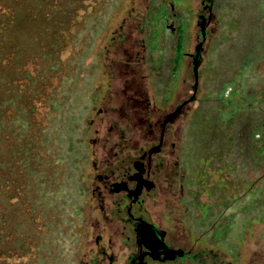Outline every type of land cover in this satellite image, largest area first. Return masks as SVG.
<instances>
[{
    "label": "rangeland",
    "instance_id": "rangeland-1",
    "mask_svg": "<svg viewBox=\"0 0 264 264\" xmlns=\"http://www.w3.org/2000/svg\"><path fill=\"white\" fill-rule=\"evenodd\" d=\"M3 1L12 10L8 45L42 66L46 60L37 55L50 51L60 10H68L64 2ZM51 1L59 8L47 7ZM102 1L100 13L85 18L78 34L85 39L82 51L69 63L41 129L42 161L29 181L34 222L22 204L17 210L6 206L8 228L19 222L23 248L29 247L8 264L32 256V264H108L109 258L125 264L133 252L131 225L117 219L111 201L99 205L93 192L98 173L118 172L121 165L131 170L140 150L153 146L142 137L141 114L122 112L125 86L115 71L121 52L139 62L135 82L144 95L143 117L166 122L165 144L152 158L155 186L142 195V217L164 232L179 256H188L162 264H264V160L251 153L264 118V98H251L258 89L264 93V0ZM157 5L158 58L145 43V18ZM182 28L183 55L170 81L172 48ZM231 81L241 83L251 104L226 124L221 103ZM216 229H222L218 237ZM139 236L147 243L150 234L141 230ZM157 248H150L152 255H165Z\"/></svg>",
    "mask_w": 264,
    "mask_h": 264
},
{
    "label": "trees",
    "instance_id": "trees-1",
    "mask_svg": "<svg viewBox=\"0 0 264 264\" xmlns=\"http://www.w3.org/2000/svg\"><path fill=\"white\" fill-rule=\"evenodd\" d=\"M52 1L46 6L58 9L59 5L53 4ZM54 1L64 2L68 10H60L63 20L60 28L49 38L51 40L47 48L50 51L37 55L41 62L46 60L45 64L42 63V66H39L36 57H22L16 47H12L13 44L8 45L9 38L6 35V29L12 26V10L3 0H0V264H8V259H18L23 253H29V247L23 248V239L20 238L19 233L20 223L9 228L7 226L6 206L11 205L14 210H17L22 204L26 217L34 222L31 205L35 204L36 196L33 184L29 187V181L33 175L38 173L37 165L42 161L38 147L42 137L41 129L47 126L48 117L56 101V91L61 79L68 74L69 63L74 62L82 51L85 39L84 35L79 37L78 34L83 30L81 28L86 16L93 13L98 15L105 4L102 0ZM99 4L100 7L95 9ZM160 5H157L156 9L149 12L145 18V24L149 26L145 43L146 46L150 45V52L155 50L156 58L162 50L157 46L156 41V31L160 29L156 25V18L162 13ZM118 39L119 42L123 36H119ZM183 47L182 28L178 30L172 48L169 63L170 81L174 79L180 66ZM64 50L66 54L63 56ZM121 54L122 59L117 60L115 71L125 86L122 95V112L126 115L130 112L134 114L138 112L143 117L141 109L144 104V95L135 82L138 69L134 67L139 62L134 61L133 58L128 59L129 56L126 53L121 52ZM75 67L76 64L73 68ZM228 83L231 85L229 92L221 103V111L226 124L248 109L251 98L257 100L264 98V93L262 95L258 89L249 100L246 95H243L240 82ZM255 130L258 138L252 144L251 153L254 159L263 161L264 118L260 119ZM6 151L9 152L8 156L5 155ZM18 174L24 179L18 180ZM28 191L32 192L27 194ZM217 230L213 234L215 237L222 233L220 232L222 229H219V232ZM33 260L32 256L22 264H32ZM10 264H19V262Z\"/></svg>",
    "mask_w": 264,
    "mask_h": 264
},
{
    "label": "flooded vegetation",
    "instance_id": "flooded-vegetation-1",
    "mask_svg": "<svg viewBox=\"0 0 264 264\" xmlns=\"http://www.w3.org/2000/svg\"><path fill=\"white\" fill-rule=\"evenodd\" d=\"M137 119L138 121L143 122L144 133L142 137L147 140L146 144L148 146H153L140 150L137 155L138 158L136 162L133 161L134 168L131 170H125L121 165L117 168L118 172L114 173L108 171L104 174L98 173L97 180L99 183L95 186L93 192L96 194V200L99 205L103 204L106 200L111 201L114 206V213L117 215V219L123 223L131 225V231L133 234L131 244L133 252L128 254L125 264H162L168 261L181 260L184 256H188V253L183 252V254L179 256V254L175 252L172 254L173 257L170 258V260H167L168 258H166V256L168 255V252L164 250L161 243L163 242L168 249L175 250L176 248H173L168 242L164 241V232L162 230H159L152 223L142 217V195L155 186L152 158L154 154H157L162 150L163 145L165 144L164 138L166 122L163 121V119L151 120L141 116L137 117ZM114 155L115 157L112 159L114 162H118L120 158L116 157V152ZM113 169L116 170V167ZM142 222L151 224L153 226V230L160 233V238L154 239L150 235L147 243L142 241L139 236V231L143 230L145 233L148 232L149 229L145 228ZM138 227L142 228L136 232ZM154 240L156 247H158L156 252L160 250L165 255L158 257L152 255L150 248L153 249ZM109 261H112L111 258H109ZM110 262L108 264H110Z\"/></svg>",
    "mask_w": 264,
    "mask_h": 264
},
{
    "label": "water",
    "instance_id": "water-1",
    "mask_svg": "<svg viewBox=\"0 0 264 264\" xmlns=\"http://www.w3.org/2000/svg\"><path fill=\"white\" fill-rule=\"evenodd\" d=\"M201 34H203V28L201 27ZM197 56H198V46L196 47V50H195V54H194V63H193V68H192V71H193V78H194V83H193V91H194V88H195V85H196V67H197ZM193 99V94L191 96H189L186 100H184L183 102H181L177 108L174 110L173 113L177 112V110L184 104L188 103L189 101H191ZM173 113L169 114L168 116H171L173 115ZM142 224L145 226V228H149L148 229V232L154 239H159L160 238V233L157 231H154L153 230V226L149 223H145V222H142ZM164 250L168 252V255L166 256V258H172V254L176 252V250H173V249H168L166 247V245L162 242L161 243Z\"/></svg>",
    "mask_w": 264,
    "mask_h": 264
},
{
    "label": "bare ground",
    "instance_id": "bare-ground-1",
    "mask_svg": "<svg viewBox=\"0 0 264 264\" xmlns=\"http://www.w3.org/2000/svg\"><path fill=\"white\" fill-rule=\"evenodd\" d=\"M156 244H155V240H154V243H153V246H155Z\"/></svg>",
    "mask_w": 264,
    "mask_h": 264
}]
</instances>
